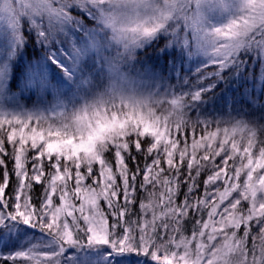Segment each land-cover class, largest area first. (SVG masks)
Here are the masks:
<instances>
[{"label":"snow or ice","instance_id":"snow-or-ice-1","mask_svg":"<svg viewBox=\"0 0 264 264\" xmlns=\"http://www.w3.org/2000/svg\"><path fill=\"white\" fill-rule=\"evenodd\" d=\"M0 264H264V0H0Z\"/></svg>","mask_w":264,"mask_h":264}]
</instances>
